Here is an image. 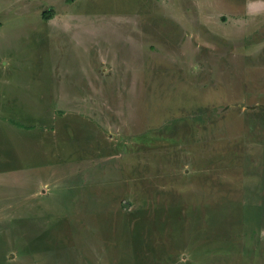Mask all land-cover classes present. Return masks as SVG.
Here are the masks:
<instances>
[{
  "label": "rangeland",
  "instance_id": "obj_1",
  "mask_svg": "<svg viewBox=\"0 0 264 264\" xmlns=\"http://www.w3.org/2000/svg\"><path fill=\"white\" fill-rule=\"evenodd\" d=\"M0 264H264V0H0Z\"/></svg>",
  "mask_w": 264,
  "mask_h": 264
},
{
  "label": "trees",
  "instance_id": "obj_2",
  "mask_svg": "<svg viewBox=\"0 0 264 264\" xmlns=\"http://www.w3.org/2000/svg\"><path fill=\"white\" fill-rule=\"evenodd\" d=\"M44 18L47 20H50L52 18V12L49 10L48 12L45 13Z\"/></svg>",
  "mask_w": 264,
  "mask_h": 264
}]
</instances>
